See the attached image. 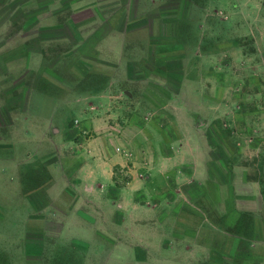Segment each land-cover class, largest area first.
<instances>
[{"label":"rangeland","instance_id":"obj_1","mask_svg":"<svg viewBox=\"0 0 264 264\" xmlns=\"http://www.w3.org/2000/svg\"><path fill=\"white\" fill-rule=\"evenodd\" d=\"M48 1L0 0V46L19 47L18 41L27 34L22 27L25 17L30 19L28 34L53 27L55 19L51 15L56 10L59 20L64 13L73 12L75 32L80 34L89 32L92 24H79V18L91 14L99 17L93 11L79 12L94 7L89 0H54L50 4ZM129 1L123 0L122 6L126 24L130 22ZM131 1L137 16L134 17L145 18L144 23L135 24H145L137 40L143 47L147 37L152 51H164L163 55L153 54L150 63L143 64L144 69L138 70L141 79L133 87L135 94L152 93L161 102L155 100L154 107L134 102L135 115L145 121L154 116L161 118L163 111L169 114L171 119L164 114L163 120L173 122L175 135L183 145H172L181 149L179 155L176 149L174 158H190L198 165V155H202L212 172L218 163L219 172L224 173L220 175L221 184L228 189V196L217 198L211 194L210 172L205 181H185L183 174H179L167 183L154 173L137 192L125 194L119 187L125 188L129 174L117 171L120 167L114 164L116 189L104 188L99 192L100 198L93 199L94 205L84 207V213L79 208L66 210L62 205L65 196L46 189L55 180L47 179L49 182L45 183L43 179L44 183L37 186L30 183L32 179H25L36 169V178L49 174L56 177L59 169L53 163L39 166V158H63L70 160V166L82 153L81 145L74 146L80 141L67 142L64 134L54 137L50 128L46 133H34L30 123L39 118H32L29 112L24 120L19 118L23 107L20 110L14 104L6 119L0 109V126L7 122V126L0 127V264H247V242L253 253L260 249L264 253V201L261 204L258 198L255 211L247 213V180L253 178V185L264 189V0ZM66 2L68 6L64 5ZM59 34L73 32L59 26ZM132 46L123 49L121 67L127 63L131 52L127 50ZM62 51V60L52 70L62 81L48 72H23L16 61L3 63L0 58V103H4L5 96L19 95L20 88L11 93L6 89L17 84L13 82L27 72L33 74L27 75L31 81L29 92L36 83V91L41 90L45 96L55 87L50 83H66L70 77L79 79L80 68H74L80 57L74 51ZM123 90L131 92L127 86ZM33 91L32 103L38 106L43 96L41 91ZM49 106L47 102L39 108L45 113ZM49 110L48 120H57L61 132L69 129L74 118H81L77 117L81 114L76 107L67 104L51 105ZM114 115V109H110L95 118L112 121ZM26 116L31 119L27 121ZM150 133L157 142V135ZM96 136L100 133L92 132L89 138ZM108 137L104 136V146L113 154V147L118 145L115 138L120 136L112 133ZM57 143L61 145L55 147ZM105 154L109 169L114 158ZM140 155L147 157V151L141 149ZM37 160L40 162L36 163ZM14 161L18 166L16 172L11 167ZM176 169L180 167L174 166L173 170ZM167 188L175 192L182 189L186 192L184 198L178 194L169 199ZM116 190L121 191L123 198ZM121 200H125V207L128 201L139 202L138 209L127 212L118 205ZM95 203L99 211L94 209ZM231 206L236 210L228 213ZM37 217L41 219L37 221ZM247 225H251L250 229ZM256 263L264 264V258L252 264Z\"/></svg>","mask_w":264,"mask_h":264},{"label":"crops","instance_id":"obj_2","mask_svg":"<svg viewBox=\"0 0 264 264\" xmlns=\"http://www.w3.org/2000/svg\"><path fill=\"white\" fill-rule=\"evenodd\" d=\"M72 1L73 0L69 1V3ZM89 1L91 5H94V7H86L79 11H93L97 16H99L94 18V16L90 13L91 15L88 18H79V24L91 21L92 29L89 32L80 34L79 31H77V33H79L77 34L74 28L76 27V23L73 24L72 22V20H75V18H72L73 12H70L69 14L64 13V17H61L59 20V10H56L52 12L53 15H51V17L55 19H53L55 22L53 27L40 28V31L37 29L36 34L33 32H29L28 34V31L30 30L28 28L30 19L29 17H25L26 19L24 18L22 27L25 29L27 34L25 33L26 35H23L18 41L19 47L14 49L13 47H10V45L5 47L0 46V58L3 60V63L16 61L21 68L23 67V72L29 69V71H35L36 74H38V71L48 72L59 81H62V79L54 74L52 70L62 60L60 51L63 50L61 53H65L66 51L71 50L80 57L79 59H76L77 65L74 68L75 70L77 66H79L80 69H78V71L80 78L77 79L75 77H70L69 80H65L66 83H50L51 86L55 87L53 91L48 92L47 96H45L41 90V92L36 91V83L32 84V86L30 84L31 91L29 92L28 76H33L31 72H27L22 75L24 78L21 76L18 79L19 81L13 82H17V84L13 86L10 84L9 88L6 89V92L9 90L10 93L13 90H16V88H20V91L19 95H11L10 97L5 96V105L4 103H0V109L3 110L5 119L7 118V112H10L9 109H12L14 104H18V108L20 110L23 107L21 110L22 114L19 118L24 120L23 117H25L27 112H29V115H32V118H39V120L35 119L33 120V123H30L33 124L31 127L34 128L32 129L34 133H46L48 128H50L52 133H54V137L56 136L59 138L60 134H64L67 142L73 143L74 140H78L80 141V144L74 143V146H82L80 149L82 153H80V156L77 158H74L75 160L70 166L68 165L70 164V160H65L63 158L42 157L39 158L41 163H39V160L35 161L36 163H39V166L41 167H46L47 165H51L53 163V165L59 169L56 177L49 174V176L46 175V178L39 179L36 178L35 175V171L39 170L31 169L33 171L30 175H27L25 180L28 181L30 178L32 179L30 183L37 186L44 183L41 181L43 179L45 183L49 182L47 179L50 181L51 179L53 181L55 180V182H53L49 187L47 185L46 189L51 193L55 192L57 195L59 194L62 197L65 196V199L62 201V205L66 208V210L71 208L73 210H76L77 208L84 209V207L87 209L88 206L94 205L93 199H95V197L100 198L99 192H101L104 188L116 189L114 186H116L115 181H117V178L115 177L114 168L117 167L114 166V164H118L120 167L117 171L124 170L125 173L129 174L127 175L129 180L125 182V188L122 186L119 187L122 189L121 191L125 192V194L132 195L137 192L140 189L141 183L150 178V176L154 173L158 174L164 183H167L168 180H171V177L179 174H183L182 178L185 179V181H188L187 179L205 181L208 180L205 179V177L208 176L210 172L211 176H208V178H212L211 181L213 186L211 194L217 198H226L228 196L226 194V190L228 189H225L221 184V182L223 183L221 178L224 173L221 174V171L219 172L221 169L218 163L217 169L212 172L208 169V167H206V163L203 161L204 158L202 155H198V165L193 164V162L190 161V158L186 159V161L174 158V156H176L175 151L176 149H179V147L174 149L172 145L174 143L180 144V142L178 135H175L172 127L173 122L171 120H163L164 114L168 118L170 117L169 114L164 113L163 111V115H160L161 118L159 117L160 120L154 116L155 118L153 117L152 120L146 119L145 121L138 115H135V112L137 113L135 106L136 102L142 101L149 103L150 107H154V104L152 105V103L156 100V97L152 93H134L133 87L137 84V81L141 79V74L138 70L144 69L143 64L150 63L153 54L156 55L157 53H160L163 55L164 53L163 50H160L159 52L154 50L152 51L150 45L151 42H149L147 37H145V46L143 47L140 44L141 42L137 40L140 38L139 34H141V31L143 30L142 32H144L145 24H141L140 26H136L135 24L139 22L144 23L145 21H143V19L145 18L143 17V19H140V16L135 18L137 17L135 13L134 17L133 2L131 0L128 4L130 9L128 21L130 22L127 24L124 23L125 20L122 13L123 0ZM48 2L50 4L53 3L54 0H49ZM64 5L68 6V2ZM47 6H44L43 8H46ZM19 8L20 7H18V9ZM19 11L22 13L21 8ZM59 26H65L71 29L73 34H67L65 36L60 35ZM49 33L53 34L49 36ZM159 36L163 35L160 34ZM129 45H133L132 49L127 50L131 52L128 53V60H126L127 63L125 65L123 63L121 67L120 58L123 55V49ZM3 54H11V57L7 55L3 56ZM140 64H142L141 68ZM58 68L60 70L59 66ZM35 72L34 77L36 76ZM29 82L31 83V81ZM63 84L66 86L62 87L61 85ZM126 86L131 89L130 93L123 90ZM33 89H35V93L40 92L43 96L42 101L37 103L38 106L32 103L31 97L34 92ZM66 94L70 96V98H63ZM1 101L3 102L2 99ZM8 101L9 105L7 104ZM156 101L161 102V100ZM47 102L50 106L55 105L56 107H60L61 104H67L71 108L76 107L79 114H81V116L77 117L81 118H77L78 120L74 118L72 124L69 126V129L61 132L63 130L61 126H59V122H57V120H48V117L51 114L49 110L50 106L47 107L48 110L45 113H43L39 108L40 106L47 105ZM109 103H111L110 108L108 106ZM110 109H114L116 113L114 117L112 116L114 120L103 121L95 118L98 115L104 116V113ZM26 118L28 119L29 117L26 116ZM30 119L31 118L27 121ZM5 126H7V122L5 123ZM5 126L3 125L0 127L2 128ZM191 130L193 131V129ZM150 131H153L157 135V142L152 140ZM92 132L100 133V136L89 138ZM112 133H115L120 137L115 138L118 145L113 147L114 153L112 154L111 152L109 154L108 149L104 146L106 141L104 136L107 138L108 135H111ZM81 134H86V138H83ZM148 135L151 139L148 138ZM140 137L143 140H141ZM60 145L61 143H57L55 147H59ZM179 146L183 147L182 144ZM141 149H145V151H147L148 158L145 157L146 155L143 157L140 155ZM180 150L181 149L178 150V155ZM105 153H107V156H113L114 158V161L110 163L109 169L107 168L109 164L106 161L108 159L106 158ZM190 153H192V151ZM16 164L17 161L11 163V167H13L15 172L18 170V168H16L18 167ZM193 165L197 167V170L193 167ZM174 166H179L180 169H176L174 171ZM35 179L38 180L36 181ZM252 181L255 182L256 180L254 181L253 178H249L247 180V213L255 211V207H257L256 200L258 198L261 199V204L264 201V189L261 190L259 186H254ZM181 187H183L182 184ZM121 191L116 190L120 198H123ZM166 191V196L169 199L178 194L184 198V194L186 193L182 189H176L175 192V190L172 191L167 188ZM108 193H113V191H109ZM124 202L125 200H121L118 205L126 208L127 212H132L133 210L138 209L136 203L139 202L135 203V201H128L129 203L127 202L126 207ZM43 205L45 206L44 203ZM59 206L60 204L56 205L57 209ZM258 207L262 209L261 205ZM94 209H98V207H96V203ZM234 210L236 209L231 206L228 208L227 212L233 213ZM85 211L86 210L84 209L83 213ZM112 211L113 210L110 212ZM243 211H245V209ZM100 213L102 214L103 212ZM35 219L39 221L41 218L37 217ZM248 223L250 224V222ZM250 226L251 225H247V229H250ZM259 245L261 246V242ZM252 256L255 259H251ZM263 258L264 253L261 249L256 253H253V250L250 248V243L247 242V264H250L251 262H261Z\"/></svg>","mask_w":264,"mask_h":264}]
</instances>
